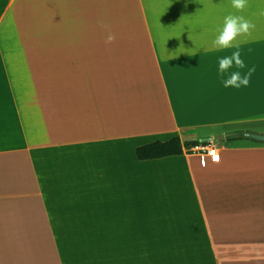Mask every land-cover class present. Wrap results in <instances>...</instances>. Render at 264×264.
Returning a JSON list of instances; mask_svg holds the SVG:
<instances>
[{
    "label": "crops",
    "instance_id": "1",
    "mask_svg": "<svg viewBox=\"0 0 264 264\" xmlns=\"http://www.w3.org/2000/svg\"><path fill=\"white\" fill-rule=\"evenodd\" d=\"M260 11L0 0V264H264V142L248 137L264 135ZM228 14L256 28L246 67L221 75L236 49L211 44ZM253 66L247 87H224ZM175 137L220 159H138Z\"/></svg>",
    "mask_w": 264,
    "mask_h": 264
},
{
    "label": "clouds",
    "instance_id": "2",
    "mask_svg": "<svg viewBox=\"0 0 264 264\" xmlns=\"http://www.w3.org/2000/svg\"><path fill=\"white\" fill-rule=\"evenodd\" d=\"M231 6L238 12H242L248 7V0H231ZM259 15L264 16V11H260ZM102 27L107 28V25L101 24ZM256 25L251 20L245 18L243 15L228 14L224 17L222 27L217 29V35L212 41V50H222L235 48L230 56H225L219 60V73L223 75L229 68L235 65L238 69L246 67L245 62L241 59L240 45L247 42V38L252 36ZM245 38V39H241ZM115 36L111 34L107 36L106 43H112ZM175 57H170V59ZM256 71L255 66L248 69L247 73L242 75L241 72L235 71L230 73L229 77L223 80V85L227 87L240 88L241 86L247 87L250 84V79Z\"/></svg>",
    "mask_w": 264,
    "mask_h": 264
},
{
    "label": "trees",
    "instance_id": "3",
    "mask_svg": "<svg viewBox=\"0 0 264 264\" xmlns=\"http://www.w3.org/2000/svg\"><path fill=\"white\" fill-rule=\"evenodd\" d=\"M198 141L182 143L179 137L162 142L156 141L137 148L136 154L139 160L148 161L172 156H182L184 153L193 154L192 148L200 146Z\"/></svg>",
    "mask_w": 264,
    "mask_h": 264
},
{
    "label": "built area",
    "instance_id": "4",
    "mask_svg": "<svg viewBox=\"0 0 264 264\" xmlns=\"http://www.w3.org/2000/svg\"><path fill=\"white\" fill-rule=\"evenodd\" d=\"M207 146H203V147H194L191 149L192 152H203L206 153L208 155H210L212 157V159L214 161H218L214 158L215 156H219V151L217 149V147L215 145H213L212 143L206 144Z\"/></svg>",
    "mask_w": 264,
    "mask_h": 264
},
{
    "label": "water",
    "instance_id": "5",
    "mask_svg": "<svg viewBox=\"0 0 264 264\" xmlns=\"http://www.w3.org/2000/svg\"><path fill=\"white\" fill-rule=\"evenodd\" d=\"M249 138H252L256 141H260V142H264V135H260V134H248Z\"/></svg>",
    "mask_w": 264,
    "mask_h": 264
},
{
    "label": "snow or ice",
    "instance_id": "6",
    "mask_svg": "<svg viewBox=\"0 0 264 264\" xmlns=\"http://www.w3.org/2000/svg\"><path fill=\"white\" fill-rule=\"evenodd\" d=\"M214 158H215L216 160H219V159H220L219 156H215V155H214Z\"/></svg>",
    "mask_w": 264,
    "mask_h": 264
},
{
    "label": "rangeland",
    "instance_id": "7",
    "mask_svg": "<svg viewBox=\"0 0 264 264\" xmlns=\"http://www.w3.org/2000/svg\"><path fill=\"white\" fill-rule=\"evenodd\" d=\"M212 143V142H211Z\"/></svg>",
    "mask_w": 264,
    "mask_h": 264
}]
</instances>
